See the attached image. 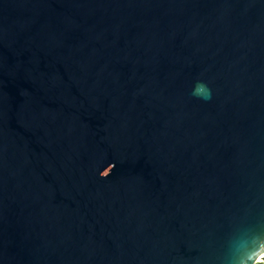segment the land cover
Instances as JSON below:
<instances>
[{"label":"water","instance_id":"95a60500","mask_svg":"<svg viewBox=\"0 0 264 264\" xmlns=\"http://www.w3.org/2000/svg\"><path fill=\"white\" fill-rule=\"evenodd\" d=\"M260 261L264 0H0V264Z\"/></svg>","mask_w":264,"mask_h":264},{"label":"clouds","instance_id":"9594fccd","mask_svg":"<svg viewBox=\"0 0 264 264\" xmlns=\"http://www.w3.org/2000/svg\"><path fill=\"white\" fill-rule=\"evenodd\" d=\"M192 95L207 99L210 95L207 83L202 80L195 81L192 88Z\"/></svg>","mask_w":264,"mask_h":264},{"label":"trees","instance_id":"16d2710c","mask_svg":"<svg viewBox=\"0 0 264 264\" xmlns=\"http://www.w3.org/2000/svg\"><path fill=\"white\" fill-rule=\"evenodd\" d=\"M256 264H264V262L260 261V262H257Z\"/></svg>","mask_w":264,"mask_h":264},{"label":"flooded vegetation","instance_id":"af4514ba","mask_svg":"<svg viewBox=\"0 0 264 264\" xmlns=\"http://www.w3.org/2000/svg\"><path fill=\"white\" fill-rule=\"evenodd\" d=\"M262 262H264V261H262Z\"/></svg>","mask_w":264,"mask_h":264}]
</instances>
